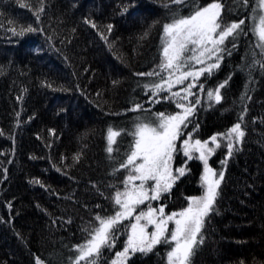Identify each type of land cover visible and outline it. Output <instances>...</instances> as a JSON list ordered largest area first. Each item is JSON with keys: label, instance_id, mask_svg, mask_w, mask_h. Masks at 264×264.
<instances>
[{"label": "trees", "instance_id": "16d2710c", "mask_svg": "<svg viewBox=\"0 0 264 264\" xmlns=\"http://www.w3.org/2000/svg\"><path fill=\"white\" fill-rule=\"evenodd\" d=\"M222 3L225 23L250 16L254 7L253 0L247 7L240 0ZM39 7V0H0V264H35V257L45 264H72L75 246L87 235L83 229L95 226L97 213L115 211L110 185L121 189L126 175H111L107 129L130 130L138 117L154 120L157 112L178 110L173 100L163 98L169 95H145L141 86L159 77L135 75L152 71L160 61L161 26L170 21L162 0H44L37 22ZM177 7L180 15L191 10V4L172 5ZM245 23L248 35L240 36L231 56H225L215 75L200 78L210 90L231 76L221 89L222 102L210 105L200 93L195 115L189 117L193 123L184 129L206 139L226 132L243 114L246 131L231 158L223 146L212 156L218 165L227 159L224 181L218 211L207 218L204 243L191 264H264V71L257 65L248 76L245 66L260 60L261 50L255 47L253 21ZM108 24L113 25L110 34ZM28 26L43 31L21 37L7 30ZM146 31L149 35L141 39ZM245 91L251 99L241 101ZM153 98L160 102L150 103ZM135 103L147 111H128ZM131 140L118 138L121 156ZM78 153L77 163L73 156ZM176 157L188 171L159 200L167 210L184 207L186 198L202 191V161L179 152ZM126 236L104 250L99 264L114 258ZM167 250L157 245L146 255L137 252L128 264H167Z\"/></svg>", "mask_w": 264, "mask_h": 264}, {"label": "snow or ice", "instance_id": "6c2138e0", "mask_svg": "<svg viewBox=\"0 0 264 264\" xmlns=\"http://www.w3.org/2000/svg\"><path fill=\"white\" fill-rule=\"evenodd\" d=\"M39 3L40 7L34 12L37 22L40 21V14L45 10L44 0H39ZM240 3L243 7H247L249 0H240ZM253 3L250 16L225 23L222 19L225 10L222 0H211L206 5H200L197 0H162V6L170 13V21L161 26L160 61L152 71L135 75L159 77L158 82L145 83L141 86L145 90V95L155 93L159 97L161 93H171V96L163 98L173 100L180 111L168 114L157 112L154 114V120L138 117L130 130L113 127L107 129L105 151L113 162L111 175L115 176L126 171V175L120 181L123 190L115 184L110 185L115 189L114 195L109 197L115 211L106 216L97 213L94 217L96 225L83 229L87 235L84 243L75 246L76 255L72 264H81V262L99 264L104 250L115 248L119 236L124 233L127 236L123 248L114 253L115 258L110 264H128V260L137 252L146 255L153 252L157 245L168 246L167 264H191V258L204 243L203 229L207 218L218 211L215 205L220 194V185L224 181V169L219 172L213 169L208 163L209 157L216 149L222 147L224 141L226 143L223 147L227 149L226 158H231L234 150L240 151L237 145H242L246 136L245 128L242 127L244 115L241 114L237 122L226 132L217 133L209 140L193 141L190 133L182 141L180 137L185 135L184 129L193 123L189 117L195 115L196 106L200 103V93H204L210 105L222 102L221 89L226 87L231 76L210 90H205L200 78L208 79L215 75L225 56H231L232 49L237 48L240 36L248 35L245 23L247 19L253 21L250 28L257 38L255 47L261 50V59L254 60L250 66L245 67L248 68L249 77L251 69L257 65L261 71H264V0H253ZM189 4L191 10L187 15H180L179 7L172 8V5L188 6ZM20 7L25 5L21 3ZM124 11L126 12L127 9L125 8ZM85 23L93 28L97 27L90 20L86 19ZM106 28L110 34L113 25L108 24ZM7 30L14 36L21 37L25 33L43 31L32 26L21 28L19 32L15 27ZM148 35L146 31L141 39ZM101 36L107 41V37L103 34ZM229 44L231 47L228 46ZM251 82L250 80L249 83ZM117 83L118 81H113L114 85ZM177 84L183 85V95L181 92L172 91ZM47 86L51 87V85ZM240 99L250 100L248 91H245ZM149 102L159 103L160 100L153 98ZM128 111L142 113L147 110L142 104L135 103ZM244 111L246 112V107ZM49 132L50 135L55 134L54 130ZM121 136L132 138L127 151L122 156L118 146V138ZM178 141H180L179 149ZM178 152L188 160L195 158L202 161V194L186 198L187 206L181 210L165 213L166 205L153 207L151 202L159 201L165 193H170L176 181L186 175L188 170L185 166L173 168L174 156ZM194 152L197 153L195 157ZM80 156L79 153L74 155L73 160L78 163ZM226 163L227 159L221 161L222 165ZM32 183L43 187L39 180H34ZM141 205L145 208H140ZM138 208L139 212H137ZM125 221L134 222L125 224ZM149 227H152L153 231L149 232ZM35 264H45V262L35 257Z\"/></svg>", "mask_w": 264, "mask_h": 264}, {"label": "rangeland", "instance_id": "374dc122", "mask_svg": "<svg viewBox=\"0 0 264 264\" xmlns=\"http://www.w3.org/2000/svg\"><path fill=\"white\" fill-rule=\"evenodd\" d=\"M210 3V2H209ZM197 67H199V66H197ZM165 75H166V73H165ZM182 89H183V85H179V84H177V85H175L173 88H172V91L173 92H181V94H183V92H182ZM193 91H197V89H193ZM166 96V95H169V96H171V93H168V92H164V93H161L160 94V96ZM155 96H156V94H155ZM190 99H194V98H192V97H190ZM177 111H180V109H178ZM177 111H173V112H169V113H175V112H177ZM162 112H164V113H166V114H168V112H166V111H162ZM225 132V131H224ZM222 133V132H221ZM188 134H185L184 136H181L180 137V140L182 141L183 139H185L186 138V136H187ZM213 135H215V134H213ZM212 135V136H213ZM211 137V136H210ZM210 137H208V138H206V139H203V138H199V137H192V139H193V141L195 140V139H200L201 141H205V140H209L210 139ZM178 143L180 144V141H178L177 142V145H178ZM224 143H226V141H224V142H222V146H223V144ZM211 146V145H210ZM218 149H216V151H217ZM227 150V149H226ZM216 151H215V153H216ZM225 152H227V151H225ZM214 153V154H215ZM213 154V155H214ZM197 155V153H193V156L195 157ZM212 155V156H213ZM212 156H210L209 157V161H208V163H209V165L213 168V169H215V170H217V172H219L222 168L224 169V165L222 166V165H218V164H220V162L219 163H213L211 160H212ZM218 160V159H217ZM203 164V163H202ZM180 166H185L186 167V169L188 168L181 160H177V157H176V155L174 156V161H173V168L175 169L176 167H180ZM149 183H151V182H149ZM121 190H123V185L121 186ZM202 194V191L200 192V193H197V194H194V195H191V196H198V195H201ZM190 196V197H191ZM158 202L159 201H152L151 203H152V206L153 207H157V206H159V205H164V203L163 202H160L159 204H158ZM187 206V204L184 206V207H186ZM184 207H182V208H184ZM140 208H145V206L144 205H141L140 206ZM182 208H180V209H176V210H167L166 208H165V213H170V212H176V211H179V210H181ZM140 211V209L138 208L137 209V212H139ZM114 213V212H113ZM113 213H111V214H113ZM111 214H108V215H111ZM126 222V221H125ZM130 222H134V221H130ZM96 225V224H95ZM171 227H172V225L170 224L169 225V228L171 229ZM148 231L149 232H151V231H153V228L152 227H149V229H148ZM84 243V242H83ZM123 248V247H122ZM122 248L121 249H119L118 251H121L122 250ZM168 250H169V248H168ZM167 250V251H168ZM115 258V257H114ZM114 258H112V259H114ZM111 259V260H112ZM81 264H84V262H81ZM106 264H110V262L109 263H106Z\"/></svg>", "mask_w": 264, "mask_h": 264}]
</instances>
